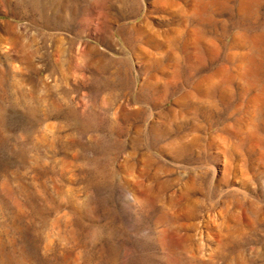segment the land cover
<instances>
[{
	"label": "rangeland",
	"instance_id": "obj_1",
	"mask_svg": "<svg viewBox=\"0 0 264 264\" xmlns=\"http://www.w3.org/2000/svg\"><path fill=\"white\" fill-rule=\"evenodd\" d=\"M0 264H264V0H0Z\"/></svg>",
	"mask_w": 264,
	"mask_h": 264
}]
</instances>
